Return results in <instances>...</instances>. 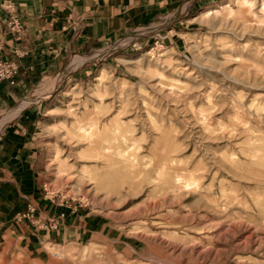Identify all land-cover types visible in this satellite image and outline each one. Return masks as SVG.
<instances>
[{"label":"rangeland","instance_id":"374dc122","mask_svg":"<svg viewBox=\"0 0 264 264\" xmlns=\"http://www.w3.org/2000/svg\"><path fill=\"white\" fill-rule=\"evenodd\" d=\"M235 17L198 19L178 45L166 19L73 53L2 114L50 103L45 193L93 227L2 245L0 264H264V35Z\"/></svg>","mask_w":264,"mask_h":264},{"label":"crops","instance_id":"0c3cea01","mask_svg":"<svg viewBox=\"0 0 264 264\" xmlns=\"http://www.w3.org/2000/svg\"><path fill=\"white\" fill-rule=\"evenodd\" d=\"M6 1L12 2L20 17L21 32L7 26L10 13L2 5ZM218 1L0 0V59L14 61L19 69L14 84L0 82V117L41 79L63 68L71 54L91 51L140 26L166 19L173 27L164 42L181 44L190 33L186 28L201 29L202 23L195 19L200 11ZM147 46L141 41L133 50ZM89 70L75 74L76 85ZM49 104L15 109L0 125V247L15 242L36 252L46 243L80 237L93 227L89 217L56 204L45 193L49 154L45 122L53 114ZM63 211L66 215L59 219L58 229L41 227L42 221Z\"/></svg>","mask_w":264,"mask_h":264},{"label":"bare ground","instance_id":"6f19581e","mask_svg":"<svg viewBox=\"0 0 264 264\" xmlns=\"http://www.w3.org/2000/svg\"><path fill=\"white\" fill-rule=\"evenodd\" d=\"M227 13L229 15V17H231L232 15H235L237 18H239V20H237L236 22L233 21L232 25H236V28L238 27L239 30H241L242 32H252V33H256V34H262L264 35V0H262L260 2V0H225L223 2L217 3L215 5H211L206 7L195 19H206L212 16H219L221 13ZM235 17V18H236ZM228 18H221L222 23H226L228 24V21H226ZM242 19V20H241ZM220 20V19H219ZM231 20V19H230ZM264 46V45H263ZM263 48V47H262ZM262 51V50H261ZM150 52V51H148ZM258 54V53H257ZM145 54H143L141 57H139L140 61L146 62L143 58ZM147 58V57H146ZM131 61L130 63L136 62L137 60H129ZM104 71V69H103ZM223 73V72H222ZM224 74V73H223ZM101 75L97 76V80L101 79ZM228 78V77H227ZM230 79V77H229ZM248 81V80H247ZM237 82V81H236ZM242 83V82H241ZM154 87H158V84H153ZM160 85V84H159ZM76 86H73L70 91H72L73 89H75ZM69 90L67 92H70ZM76 93V92H75ZM169 97V96H168ZM20 107H22V104L16 108V110H18ZM12 113L8 112L6 113L4 116H2L0 118V125H2L7 119H8V115ZM97 122V121H96ZM96 136V135H95ZM227 137V136H225ZM91 138V137H90ZM92 139V138H91ZM90 139V140H91ZM208 139V138H207ZM98 141V140H97ZM100 144V143H99ZM98 145V144H97ZM107 146V145H105ZM59 149V148H57ZM57 149L55 147H53V154L51 155V164L55 165L57 164ZM102 150V149H101ZM60 152V151H59ZM58 153V152H57ZM115 154L117 155L118 159H117V163L116 164H123L124 163V159H123V154H122V150L120 148H117V151L115 152ZM60 155V153H59ZM62 155V154H61ZM60 155V156H61ZM106 156V155H104ZM94 157V156H93ZM61 158V157H60ZM101 158V157H99ZM98 158V159H99ZM102 159V158H101ZM107 159V158H105ZM60 159L58 158V161ZM116 160V159H115ZM64 161V160H63ZM105 161V160H104ZM110 161V160H109ZM59 163V162H58ZM67 164V163H66ZM51 165V166H52ZM60 165H58L59 167ZM56 167V166H55ZM57 167V168H58ZM69 167V166H68ZM53 168V167H52ZM56 170V168H55ZM59 170V169H58ZM107 170V169H106ZM121 170V166L120 168L117 170L116 169V173H118ZM61 171V170H60ZM63 171V170H62ZM107 172V171H106ZM105 172V173H106ZM58 173V172H57ZM61 173V172H60ZM55 174V173H54ZM104 174V172H103ZM56 175V174H55ZM61 175V174H60ZM107 175V174H106ZM111 176V175H110ZM109 176V178H110ZM61 177V176H60ZM106 177V176H105ZM78 178V177H77ZM102 179V178H101ZM84 180V178H83ZM103 181V179H102ZM106 182L108 183V181L106 180ZM220 224V223H219ZM222 224V223H221ZM220 224V225H221ZM239 258V257H238Z\"/></svg>","mask_w":264,"mask_h":264},{"label":"built area","instance_id":"2783aa9c","mask_svg":"<svg viewBox=\"0 0 264 264\" xmlns=\"http://www.w3.org/2000/svg\"><path fill=\"white\" fill-rule=\"evenodd\" d=\"M2 5H5V9L10 13V19L7 23L9 30L21 32L23 29V24L20 21V17L16 10L12 8V2L6 1L3 2ZM18 70V66L14 61L10 59H0V82L7 80L9 83L14 84L16 82V74L18 73ZM63 204L64 202L62 201L61 205ZM76 208L77 207H73L72 209L76 210ZM65 215V211H63L57 217H52L42 221L40 225L44 229L56 230L59 228V219H63Z\"/></svg>","mask_w":264,"mask_h":264}]
</instances>
